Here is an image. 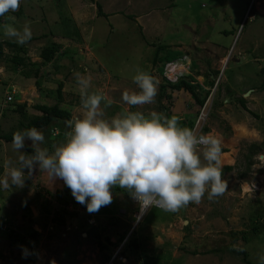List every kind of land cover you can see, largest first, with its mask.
Listing matches in <instances>:
<instances>
[{"label": "rangeland", "instance_id": "obj_1", "mask_svg": "<svg viewBox=\"0 0 264 264\" xmlns=\"http://www.w3.org/2000/svg\"><path fill=\"white\" fill-rule=\"evenodd\" d=\"M97 1L106 15L99 14L97 3L91 0H21V16L9 13L0 20L2 39H9L3 30L6 23L20 30L28 23L32 37H39L25 43L27 62L39 66L28 63L15 69L10 61L15 47L5 46L0 59V134L10 133L20 121H27L19 104L27 103L31 117L39 113L34 105L59 102L60 81H64L61 106L76 111L80 104L74 77L77 71L91 76L89 91L107 94L112 105L129 107L122 101V93L138 91L132 78L139 68L159 81L158 93L152 104L130 110L164 114L168 108L170 117L176 115L181 127H189L187 118H196V123L202 115V132L215 130L221 147L228 150L223 152L228 156L222 153L221 157L227 190L212 201L206 193L199 205L189 203L176 213L152 208L148 212L154 216L151 219L159 220L148 229L144 225L146 215L143 224L137 219V202L128 192L114 187L113 202L98 211L106 219L91 216L86 205L71 201L66 208L78 211V215L64 213L68 216L62 225L57 217L59 205L64 204L55 195L64 182L49 180L37 167L23 188H0V264H108L104 254L110 256L123 244L120 236L124 228L128 229V239L136 237L140 248L159 258L161 264H246L229 251L234 245L246 248L250 258L259 261L264 255V228L257 234L252 232V225L260 222L264 226V0ZM63 17L69 19L70 30L75 26L79 29L80 37H64ZM44 34L47 37H41ZM53 41L62 44L61 56L54 64H44L41 50ZM172 53L181 59L167 63L162 74L159 66ZM37 68L45 71L40 86L34 73ZM27 71L30 78L25 77ZM182 73L193 76L199 96L208 93L204 106L200 107L184 87L175 90L168 85L167 95L161 96L164 76L176 81ZM9 95L14 100L10 104L5 103ZM112 105H101L109 118L121 112L111 116ZM65 122L56 120L55 126L38 129L45 136L42 146L63 141L60 134L67 130L57 125ZM253 143L261 144V148L249 167L247 156ZM26 144L30 146L31 141L26 140ZM22 151L31 154L26 148ZM19 155L11 142H0V176L4 161H16ZM227 165L234 168L226 170ZM115 215L120 220L112 222ZM92 226L103 233V239L109 235L115 245L101 250L90 231ZM32 230L38 233L35 237ZM243 231H250L248 240L243 238ZM17 234L21 238L15 240L12 236ZM215 248L223 250L207 252ZM24 249L28 251L26 257ZM136 251L124 247L130 260L140 261ZM30 258L34 261L28 262Z\"/></svg>", "mask_w": 264, "mask_h": 264}, {"label": "clouds", "instance_id": "obj_2", "mask_svg": "<svg viewBox=\"0 0 264 264\" xmlns=\"http://www.w3.org/2000/svg\"><path fill=\"white\" fill-rule=\"evenodd\" d=\"M20 4L21 0H0V17L18 11ZM3 30L20 45L32 37L28 23L22 30L6 23ZM74 77L80 104L65 122L63 141L50 149L42 146L45 136L36 127L16 131L11 147L20 155L16 161H4L0 188H23L38 167L49 180H62L90 214L113 202L112 188L126 190L138 204V220L152 208L176 213L189 203L199 205L206 193L212 201L227 190L222 179L221 141L215 130L202 132V115L189 128L179 126L176 115L169 118L155 110L147 114L130 110L155 101L159 81L148 72L137 69L132 79L138 91H123L122 101L129 107L110 118L101 105L111 106L112 99L105 93L89 91L90 75L77 71ZM197 124L199 133L194 129ZM26 140L31 141V154L22 151ZM128 238L129 234L123 240L124 247ZM27 254L24 249L25 257ZM259 264H264V255L259 257Z\"/></svg>", "mask_w": 264, "mask_h": 264}, {"label": "trees", "instance_id": "obj_3", "mask_svg": "<svg viewBox=\"0 0 264 264\" xmlns=\"http://www.w3.org/2000/svg\"><path fill=\"white\" fill-rule=\"evenodd\" d=\"M91 1H95L97 3V6H98V9H99V14L101 15H106L103 11V7L101 5V3L97 0H91ZM9 13H15L16 16H21L23 13H24V7L23 5L20 4V8L18 11L16 12H12V11H9L8 13L5 14V16L3 17H0V20L4 17H6L7 15H9ZM64 19H62L63 21V27H65V31L63 32V35L64 37H72V35H77L78 37H80V31L79 29L75 26L73 28V30H70L69 29V19H67L66 17H63ZM52 35H54L55 33L54 32H51ZM47 37V34H44V35H41V37ZM58 36H62V35H58ZM35 38H39V37H31V39L29 41H32L34 40ZM5 46H8V47H15V50L16 52L14 53L13 56H11L10 58V61H12L14 63V67L15 69H19V68H22V67H25L28 65V63L30 62H27V57L25 56V54L27 53V49H26V45H20L18 43H16L15 39L14 38H9V39H2L0 38V59L5 55ZM62 44L59 43V42H51L50 44L46 45L42 50H41V53H40V56L43 58V61H44V64H48V63H53L56 61V59H59L60 56H61V49H62ZM173 53L171 54L170 58L167 59L166 62L162 63V66H159V69L160 71L162 72V74L165 73L166 69H165V66L168 62L170 61H173L175 59H178L179 57H175V56H172ZM185 55H187V53H185L183 56L181 57H184ZM161 59H160V63H161ZM155 62L157 63L158 60L155 59ZM163 62V61H162ZM30 65L32 66H39V63H34L31 61V63H29ZM56 66V64H55ZM44 69H41V68H37L36 71L34 72L35 73V76L37 77V80H36V84L38 86L41 85V79L42 77L44 76ZM185 74L184 76H181L178 80L176 81H172L170 80L169 78H167L166 76H164L165 78V82L166 84L163 85L162 87V94L161 96H164V95H167V93L165 92L166 90V87L168 85H170L171 87H173L175 90H179L180 88L184 87L186 90H188L190 93L193 94V96L196 97L197 99V103H199L200 107L201 106H204L205 102H206V98H207V95L208 93L202 97V96H199L196 91H195V86L197 85H194L192 82L195 81V79H193V76L191 75H187ZM32 75H31V72L30 71H27L25 72V77H28L30 78ZM192 78L191 80L188 79V78ZM213 82V81H212ZM63 87H64V81H60L59 82V86L57 88V93H58V96L60 98L59 102L53 104V105H48V104H45V103H38L35 106L36 110L39 111V113L29 117L28 116V110H27V103H23V104H19L17 107L18 109L23 113V116L27 119V121H20V125L19 127L10 132V133H3V134H0V142L2 140H5L7 142H12V139H13V134L16 132V131H24L26 129H29L31 127H36L37 129L39 128H48L50 126H52L54 124V122L57 120L58 122L59 121H67L68 119L71 118V115H72V111L66 107H63L61 106V102H62V97H63ZM262 89H264V82L261 86ZM240 102L242 104H245V100L244 99H240ZM115 105V104H114ZM112 105L113 106V111L111 112V116L116 113V111H122L124 108L121 107L120 105ZM165 116L167 117H170L171 115V111L170 109H166L165 113H164ZM197 116V115H196ZM195 116V117H196ZM195 119L196 118H192V121L187 118L188 123H189V128H193L194 124H195ZM186 123V121H182V124ZM65 125V124H64ZM57 125V127L61 128V129H65L67 130L66 128V125ZM55 126V125H53ZM51 128V127H50ZM50 130V129H49ZM51 131V130H50ZM49 131V132H50ZM63 131V130H62ZM205 131H209V128H205ZM51 133V132H50ZM64 131L60 134V136L64 139ZM59 136V134H57ZM56 135V136H57ZM62 139V140H63ZM53 141V140H51ZM50 146H52V144H50ZM49 146V147H50ZM251 152L250 154H248L247 158L249 159L248 160V166L251 167L253 161H252V158L254 156L255 153H258L260 148H261V144H257V143H253L251 144ZM25 148L28 152L32 153L33 152V149L28 146L26 143H25ZM222 149V152H226L228 151L226 148L224 147H221ZM234 168L233 165H227L225 166V169L226 170H232ZM118 191H123V192H127L126 190H123V189H120L119 187L116 188ZM71 190L66 187L65 185H63L62 188H59L57 191H56V195L55 197L58 199L59 202H61L63 205H59L60 206V210L58 211V217L57 219L59 218L60 220V223L62 225H65L66 223V217L69 215V216H77L78 215V211H69L66 206H68L71 201H73L74 203H77L75 201L74 198H71ZM64 213L68 214V215H64ZM156 216V215H155ZM151 218H153V216L151 215H147V220H152ZM112 222H115L116 220H120L119 217H112L111 218ZM253 228H252V232L254 233H257L259 234V230L260 228H264V226L262 225V223H258V224H254L252 225ZM186 228L187 230L190 232V229H189V224L186 225ZM90 231L92 232V234L95 236L96 240H97V243L99 244L101 250H105L106 248H108L107 246H110L111 245H115V243L111 242V238L109 235H106L105 236V240L103 239V233H101V231L95 227V226H92V228H90ZM128 233V229H124L122 231V234H121V242L125 239V236L127 235ZM32 236L35 237L38 233L35 231V230H32L31 232ZM243 235V238L248 240L249 239V235H250V231H243L242 233ZM15 240H18L19 238H21L20 234H17V235H14L12 236ZM264 238V237H263ZM236 240L238 239L237 236L235 238ZM125 247H128L129 249H135L136 251V254H138V259H140L144 264H161L160 263V260L159 258H157L155 255H150L149 252L147 250H143L142 248H140V241L134 237L133 239H128L127 242H126V245ZM238 249H242V250H238ZM223 249H219V248H215V249H209L207 252L208 253H215V252H219ZM229 251L233 254V255H236V256H240L241 257V260L246 263V264H259V261H254L252 258H250V253L249 251L244 248V247H241V246H238V247H229ZM129 254H127L128 256ZM0 256H1V253H0ZM112 256V254L109 256L107 253L104 254V260H108L110 259ZM33 258H30L28 259V262H33Z\"/></svg>", "mask_w": 264, "mask_h": 264}, {"label": "built area", "instance_id": "obj_4", "mask_svg": "<svg viewBox=\"0 0 264 264\" xmlns=\"http://www.w3.org/2000/svg\"><path fill=\"white\" fill-rule=\"evenodd\" d=\"M13 100V95H9L5 101V103H11ZM197 132L199 133L198 130H200L199 125L197 124L195 128ZM140 215V214H138ZM124 243L120 245L112 254L111 258L108 261V264H144L143 262L140 261H132L130 260L127 255L123 254L124 252ZM107 264V263H106Z\"/></svg>", "mask_w": 264, "mask_h": 264}, {"label": "crops", "instance_id": "obj_5", "mask_svg": "<svg viewBox=\"0 0 264 264\" xmlns=\"http://www.w3.org/2000/svg\"><path fill=\"white\" fill-rule=\"evenodd\" d=\"M123 198V197H122ZM150 212V211H149ZM151 213V212H150ZM148 215H149V213H148ZM91 216H94V217H96V218H98V217H100V218H103V219H106L104 216H102V214L101 213H98V212H96V213H91ZM154 217V216H153ZM146 218H147V215H146ZM143 220V219H142ZM159 220V219H158ZM157 220V218H154L153 220H149L148 222H146V223H144V221L145 220H143L142 222H140L141 224H143L144 223V225L145 226H147V228L149 229L152 225H154L155 224V221L157 222L158 221ZM126 225L128 224V223H125ZM124 229H126V228H124ZM121 237V236H120ZM114 242V241H113Z\"/></svg>", "mask_w": 264, "mask_h": 264}, {"label": "bare ground", "instance_id": "obj_6", "mask_svg": "<svg viewBox=\"0 0 264 264\" xmlns=\"http://www.w3.org/2000/svg\"><path fill=\"white\" fill-rule=\"evenodd\" d=\"M223 156H225V157L228 156V153H223Z\"/></svg>", "mask_w": 264, "mask_h": 264}]
</instances>
